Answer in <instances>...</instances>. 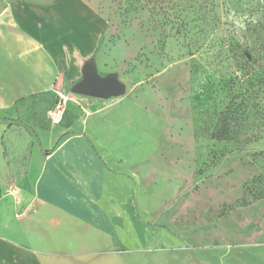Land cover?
<instances>
[{"label": "crops", "instance_id": "1", "mask_svg": "<svg viewBox=\"0 0 264 264\" xmlns=\"http://www.w3.org/2000/svg\"><path fill=\"white\" fill-rule=\"evenodd\" d=\"M105 33L88 0L0 8V264H130L180 247L176 232L151 222L178 184L151 167L144 108L73 91L88 65L96 69ZM59 93L66 101L53 124Z\"/></svg>", "mask_w": 264, "mask_h": 264}, {"label": "rangeland", "instance_id": "2", "mask_svg": "<svg viewBox=\"0 0 264 264\" xmlns=\"http://www.w3.org/2000/svg\"><path fill=\"white\" fill-rule=\"evenodd\" d=\"M88 1L106 23L96 72L144 108L151 167L178 184L151 222L179 249L130 264H264V0Z\"/></svg>", "mask_w": 264, "mask_h": 264}, {"label": "water", "instance_id": "3", "mask_svg": "<svg viewBox=\"0 0 264 264\" xmlns=\"http://www.w3.org/2000/svg\"><path fill=\"white\" fill-rule=\"evenodd\" d=\"M73 91L78 94L105 98L122 94L124 86L112 75L104 77L99 75L94 65L90 64L84 69L83 79L73 87Z\"/></svg>", "mask_w": 264, "mask_h": 264}, {"label": "built area", "instance_id": "4", "mask_svg": "<svg viewBox=\"0 0 264 264\" xmlns=\"http://www.w3.org/2000/svg\"><path fill=\"white\" fill-rule=\"evenodd\" d=\"M65 101H66V97L59 93L58 100L47 112L48 118L51 121V123L57 124L61 121ZM16 191L17 189L15 187H11L9 189V193L11 194L17 193Z\"/></svg>", "mask_w": 264, "mask_h": 264}, {"label": "trees", "instance_id": "5", "mask_svg": "<svg viewBox=\"0 0 264 264\" xmlns=\"http://www.w3.org/2000/svg\"><path fill=\"white\" fill-rule=\"evenodd\" d=\"M137 3H139L140 1H142V0H135ZM144 2H143V6L144 5H147V4H150V3H153L154 5L155 4H157V0H143ZM152 8H154V7H152ZM263 18H264V15H263ZM262 26H264V21H262L261 23H260ZM262 33H261V35H260V41L257 43V50L259 51V53H260V56L261 55H264V29H262V31H261ZM244 57H245V59H249V55H247L246 53L244 54ZM218 136V138H221L220 137V135H217Z\"/></svg>", "mask_w": 264, "mask_h": 264}]
</instances>
